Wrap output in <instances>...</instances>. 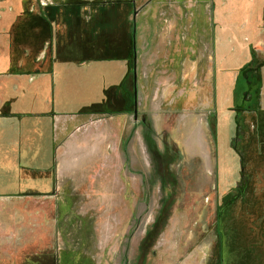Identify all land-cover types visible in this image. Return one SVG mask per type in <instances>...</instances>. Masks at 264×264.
<instances>
[{
  "label": "rangeland",
  "instance_id": "rangeland-1",
  "mask_svg": "<svg viewBox=\"0 0 264 264\" xmlns=\"http://www.w3.org/2000/svg\"><path fill=\"white\" fill-rule=\"evenodd\" d=\"M34 1L90 109L58 120L60 194L0 197V264H264V0Z\"/></svg>",
  "mask_w": 264,
  "mask_h": 264
},
{
  "label": "crops",
  "instance_id": "crops-1",
  "mask_svg": "<svg viewBox=\"0 0 264 264\" xmlns=\"http://www.w3.org/2000/svg\"><path fill=\"white\" fill-rule=\"evenodd\" d=\"M4 4L9 11L0 15V37L9 39L11 25L19 22V28L16 30L13 26L12 30L27 36L28 44L8 50L6 42L0 40V107L7 97L13 103L7 115L0 112V197L32 193L45 196L50 191L60 194L62 191L58 192L56 185L58 167L52 166L58 157L53 153L73 133L69 126L74 120L65 123L59 137L58 120L61 116L71 119L90 108L76 110L67 100L66 83L60 76L75 69L73 62L56 57L55 43L52 48L48 42L42 49L39 47L36 35L40 31L29 24L37 16L35 1L10 0ZM25 21L28 23L24 24ZM34 91L39 95L37 102L31 98L33 102L23 107V94L27 101Z\"/></svg>",
  "mask_w": 264,
  "mask_h": 264
},
{
  "label": "trees",
  "instance_id": "trees-1",
  "mask_svg": "<svg viewBox=\"0 0 264 264\" xmlns=\"http://www.w3.org/2000/svg\"><path fill=\"white\" fill-rule=\"evenodd\" d=\"M67 1L63 2L61 0H54L53 3L49 4V15L50 16L53 15L54 14L53 12H56V11H61V13H62L63 9H66L69 7V5H71ZM121 2L122 1L119 0L118 3L121 4ZM124 2H126V0H124ZM59 9H61V10H59ZM54 21H57V20L55 19ZM18 23L19 22H14L13 23L14 25L12 24L11 28L9 29V30H11L10 31L11 37L15 38L12 40V42L16 43L19 47H25V45L28 44V42H25L27 36L22 37V36L18 35L17 32L15 33V31L13 32V30H12L13 26H14V29H16V30L19 28ZM23 23L26 24L28 22L25 21ZM29 24L32 27L37 28V29H39V31H41V32H39L38 35H36V37H38V40H39L38 43L40 44L41 49H42V45L45 42L50 43V41H51V43L56 44V50H57L56 57H58V59L67 60L70 62H72V60H79L80 61L82 59L83 56L81 55V53H82V49L85 47V45H84L85 43L81 44L82 42H77L76 37H71V35H69L68 39H67L66 38L67 36L65 33V29H66L65 27H63V26L61 27L60 25H57V24L55 26V24H54L53 26L52 25L50 26V29H51V32H50V29L48 28V26H47V28H45L42 25L41 19L38 18L37 16H36V18L35 17L32 18V20L29 21ZM54 27H56V30L53 31ZM50 33H51V40L49 37ZM55 33L57 34V36H56V38L54 37V39H53L52 34L54 35ZM69 33H70V31H69ZM36 37H34V38H36ZM71 41L76 42L75 47L69 43ZM114 42H111L109 46L114 45L115 44ZM107 44H108V42H107ZM69 45L76 48L75 50H73L74 54H73V52L71 54H68V51H67L68 48L67 47ZM97 45L100 48H103V51L99 55V57H101L103 59V61H112V60L115 61V60L120 58L118 51H115V50L111 51V52L106 51V49H108V47H107L108 45H106L105 42H103V43L99 42ZM19 47H16V48L18 49ZM95 47H96V45H95ZM16 48L14 47V49H16ZM64 62H66V61H64ZM1 114H3L4 116L7 115V113H1ZM49 264H59V262H58V260H56V258H53Z\"/></svg>",
  "mask_w": 264,
  "mask_h": 264
},
{
  "label": "flooded vegetation",
  "instance_id": "flooded-vegetation-1",
  "mask_svg": "<svg viewBox=\"0 0 264 264\" xmlns=\"http://www.w3.org/2000/svg\"><path fill=\"white\" fill-rule=\"evenodd\" d=\"M49 1V4H51V1H54V0H48ZM65 1H67V0H63V2H65ZM84 1V0H83ZM86 1V0H85ZM113 1H115V0H108V1H106V2H104V3H108V4H110V3H112ZM89 2V1H88ZM53 3V2H52ZM72 46H76V42H73V41H71V42H69ZM71 45H69L66 49H67V51H68V54H71L72 52H73V50H75L76 48H74V47H72ZM72 50V51H71ZM73 54H74V52H73ZM26 89V88H25ZM7 92V91H6ZM25 93V92H24ZM26 94V93H25ZM33 96H29V99L27 100V101H25L24 100V98H25V96H24V94H23V99L21 100V101H24L23 103H22V106L23 107H27V105L29 104H31L33 101L31 100V98H33L34 99V101L35 102H37V100H38V93L37 92H32L31 93ZM6 100L4 101V105H2L1 107H0V112L1 113H7L8 114V112L9 111H12V109H13V107H11V105L13 104L12 103V101H10V99L8 100V97L7 98H5ZM36 104V103H35ZM17 108H18V105H17ZM92 109V108H91Z\"/></svg>",
  "mask_w": 264,
  "mask_h": 264
},
{
  "label": "water",
  "instance_id": "water-1",
  "mask_svg": "<svg viewBox=\"0 0 264 264\" xmlns=\"http://www.w3.org/2000/svg\"><path fill=\"white\" fill-rule=\"evenodd\" d=\"M135 81H136V75H135V72H134V79H133V82L135 83ZM134 97H135V92H134ZM133 112H135V114H136V97H135V100H134V109H133Z\"/></svg>",
  "mask_w": 264,
  "mask_h": 264
}]
</instances>
